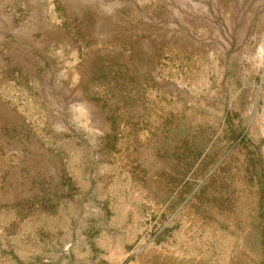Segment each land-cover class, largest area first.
<instances>
[{
	"label": "rangeland",
	"instance_id": "374dc122",
	"mask_svg": "<svg viewBox=\"0 0 264 264\" xmlns=\"http://www.w3.org/2000/svg\"><path fill=\"white\" fill-rule=\"evenodd\" d=\"M0 264H264V0H0Z\"/></svg>",
	"mask_w": 264,
	"mask_h": 264
}]
</instances>
